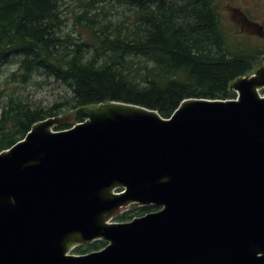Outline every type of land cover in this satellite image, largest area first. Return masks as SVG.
I'll list each match as a JSON object with an SVG mask.
<instances>
[{"label": "water", "instance_id": "1", "mask_svg": "<svg viewBox=\"0 0 264 264\" xmlns=\"http://www.w3.org/2000/svg\"><path fill=\"white\" fill-rule=\"evenodd\" d=\"M231 89L33 123L0 152V264H264V66ZM133 203L161 208L112 221Z\"/></svg>", "mask_w": 264, "mask_h": 264}, {"label": "trees", "instance_id": "2", "mask_svg": "<svg viewBox=\"0 0 264 264\" xmlns=\"http://www.w3.org/2000/svg\"><path fill=\"white\" fill-rule=\"evenodd\" d=\"M112 1L132 10L131 22L110 21L98 30L89 25L76 40L63 33L61 0H0V72L14 59L18 64L6 83L27 84L40 71L62 81L72 95L61 105L75 120L79 108L113 100L169 117L188 97L235 98L232 81L259 66L261 51L235 50L230 43L218 0ZM87 6L81 13L74 11L80 23L92 20ZM61 105L34 107L15 91L5 94L0 88V152L23 139L36 121L58 116ZM74 119H58L55 129L72 127L78 121ZM159 208L131 206L115 220H131ZM106 244L96 240L74 253Z\"/></svg>", "mask_w": 264, "mask_h": 264}, {"label": "rangeland", "instance_id": "3", "mask_svg": "<svg viewBox=\"0 0 264 264\" xmlns=\"http://www.w3.org/2000/svg\"><path fill=\"white\" fill-rule=\"evenodd\" d=\"M85 3H88V15H90L89 17L92 20H84V22L80 23L74 15V11L76 13L83 12L86 9ZM218 5L220 14L222 15V23L230 33L229 40L235 50L242 47L261 51V57L257 60V65H259L257 69L263 67L264 36L258 34V29L253 32V27L248 25V21L246 23V20L235 10H243L248 18H252L264 26V0H218ZM61 9L62 18L64 19L62 25L63 33L71 34L76 40H78L80 30H86L89 25L98 30L103 25H110V21L113 23L129 24L133 19L132 10L126 4L112 0H61ZM261 30H264V27ZM17 65V60L14 59L11 64L5 65L2 72H0V88L4 90L5 94H11L15 91L32 106L44 109H49L58 104L61 105L65 99L72 95V91L67 84L53 77H48L43 71L36 73L27 84H17L14 82L7 84L6 81L10 72L16 69ZM57 109L61 111L58 116H55L57 121L62 118L69 121L74 119L73 112L67 110L65 106L61 105ZM77 120L79 121V119ZM77 120L74 119L73 121L76 122ZM131 206L136 208L139 205L131 204L121 209V212L128 210ZM112 221H116L115 217ZM71 252L74 253V250Z\"/></svg>", "mask_w": 264, "mask_h": 264}, {"label": "flooded vegetation", "instance_id": "4", "mask_svg": "<svg viewBox=\"0 0 264 264\" xmlns=\"http://www.w3.org/2000/svg\"><path fill=\"white\" fill-rule=\"evenodd\" d=\"M234 9V8H233ZM235 10V9H234ZM235 11H238L239 14L242 16V18L244 20H246V23L248 21V25H250L251 27H253L254 31L255 32L257 29L259 30L258 34L261 35V36H264V30H261L264 26L258 22H256L254 19L252 18H248V16L244 13L243 10L241 9H236Z\"/></svg>", "mask_w": 264, "mask_h": 264}]
</instances>
